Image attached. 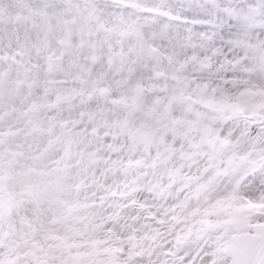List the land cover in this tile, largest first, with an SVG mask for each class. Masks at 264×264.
I'll use <instances>...</instances> for the list:
<instances>
[{
    "label": "snow or ice",
    "instance_id": "1",
    "mask_svg": "<svg viewBox=\"0 0 264 264\" xmlns=\"http://www.w3.org/2000/svg\"><path fill=\"white\" fill-rule=\"evenodd\" d=\"M0 264H264V0H0Z\"/></svg>",
    "mask_w": 264,
    "mask_h": 264
}]
</instances>
